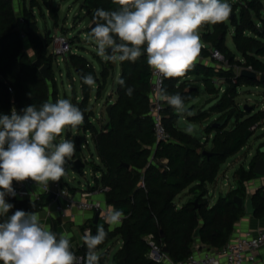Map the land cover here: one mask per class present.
Returning a JSON list of instances; mask_svg holds the SVG:
<instances>
[{"label":"trees","instance_id":"trees-1","mask_svg":"<svg viewBox=\"0 0 264 264\" xmlns=\"http://www.w3.org/2000/svg\"><path fill=\"white\" fill-rule=\"evenodd\" d=\"M42 2L58 26L59 8L53 5L52 0ZM24 4L21 12H17L15 0H0V114L10 115L13 108L21 112L34 104L39 108L45 101L57 100L54 75L57 60L53 54L48 53L52 37L46 35L43 38L40 35L38 20L33 12L37 9L44 16L43 7L39 0H30V8ZM230 4L232 12L227 20L234 28L233 42L244 63L236 62V56L224 45L229 28L226 20L212 25L213 32L209 31L210 26H204L208 30L204 40L213 44L211 48L221 51L231 66H251L256 72H264L262 3L260 0H247ZM118 7L114 0H84L86 14L94 20L95 10L115 11ZM20 16L25 19L24 30L19 26ZM257 23L261 26L258 27ZM26 41L33 56L26 50ZM74 42L71 40L72 45ZM209 55V48L203 47L199 56ZM36 60L42 66L49 67L48 79L40 72L41 67L35 64ZM65 63L68 75L71 76L72 71H75L82 86V100L73 101L84 113V122L78 128L92 135L101 163H92L93 171L102 176L97 180V186L90 191L108 188L104 191L107 204L125 214L122 224L114 230L102 224L107 237L97 251L120 238L123 247L114 256L113 264H161L149 257L152 251L146 240L149 236L159 248L166 246L167 255L176 262L187 259L197 241L214 248L223 247L234 233L236 224L246 214L245 209L235 202V197H248L247 183L257 177L254 167L257 160L264 158L261 153L264 145L249 169L243 166L235 171L236 187L220 195L214 205H211L208 197L209 186L217 182L222 165L245 148L249 140L245 136L250 128L264 119V111L246 118L247 113L236 103L239 87L244 83L257 84L258 81L237 76L232 69L217 70L195 62L184 76L165 79L164 90L169 95L179 93L186 106L199 96V88L190 86V77H202L205 94L218 99L209 111L190 117V121L202 123L213 114L220 116L205 126L207 138L199 140L196 135L179 126L184 121L179 120L178 112L163 101V122L170 139L168 142L157 143L150 114L152 69L147 64L146 54L135 62H119L121 73L118 80L123 79L125 83L121 85L117 82V99L112 101L110 98L108 101L107 106L112 105L110 116H107V122L100 128L91 120L95 114L89 109V103L93 92L100 98L108 78L114 77L116 69L113 62H101L100 73L86 57L79 54H70L65 58ZM87 74L94 77L93 86L83 82L82 77ZM216 79L225 81L227 87L222 94L215 84ZM129 87L133 89L131 96L127 95ZM10 88L13 92L9 91ZM232 120L233 124L228 128ZM220 122L225 124L219 128L213 126ZM210 136H213L212 148L206 150ZM205 151L209 154H204ZM164 159L168 161L167 164L162 163ZM185 191H188V195H194V198L179 206L176 199ZM253 195L256 209L253 216L264 217V186ZM50 201L49 195L42 194L34 200L35 208L31 200L11 202L14 207L9 216L17 210L38 213ZM97 225L90 226L93 234L96 233ZM52 231L57 233L55 223ZM197 231L200 232L199 238H195ZM86 252L87 248L83 245L75 254L85 257ZM100 256V264H106L108 253Z\"/></svg>","mask_w":264,"mask_h":264},{"label":"clouds","instance_id":"clouds-1","mask_svg":"<svg viewBox=\"0 0 264 264\" xmlns=\"http://www.w3.org/2000/svg\"><path fill=\"white\" fill-rule=\"evenodd\" d=\"M115 11L97 9L95 26L88 34L105 62L137 61L147 56V64L165 79L184 76L193 66L204 45L200 28L225 21L232 12L228 0H114ZM111 50V51H109ZM88 86L95 84L91 74L82 77ZM118 83L124 85L123 79ZM132 88L127 89L131 96ZM178 113L186 112L179 94L159 93ZM190 115V113H188ZM84 122L83 111L70 99L45 101L39 108L27 106L21 112L0 114V264H100L98 246L107 237L104 225L96 233L86 230L82 236L85 257H77L66 233L51 231L37 212L15 211L6 196H15L13 181L28 179L48 188L59 182L66 165L76 152L72 139L57 138L67 128ZM179 123V122H178ZM187 132L193 129L189 125ZM35 208V203L33 205ZM125 214L109 206L101 217L109 226L121 223Z\"/></svg>","mask_w":264,"mask_h":264},{"label":"rangeland","instance_id":"rangeland-1","mask_svg":"<svg viewBox=\"0 0 264 264\" xmlns=\"http://www.w3.org/2000/svg\"><path fill=\"white\" fill-rule=\"evenodd\" d=\"M247 0H228L230 3H240ZM43 7V12L45 13L44 16L38 12L37 9H34V14L38 20V24L40 27V35L44 38L47 33L51 32V37L55 35L64 34L70 40L75 41L73 45V50L77 51L75 54H79L81 56L86 57L89 61L93 62L94 67L97 69L98 73H100L102 69L101 62H105L98 54L97 48L93 41L89 38V27L92 23L89 22V17L86 15V9L83 8L82 0H52L53 5L59 8V20L58 26L54 25L52 19L48 16V11L46 7L43 5L42 0H39ZM264 9V0H260ZM25 3V4H24ZM17 12H21L22 5H26L27 8H30V0H19L16 1ZM255 18V17H254ZM264 18V13H263ZM227 24L229 25L228 34L225 37L224 45L227 46L230 53L236 56V62L244 63V59L242 55L237 51L236 46L233 42V33L234 28L230 26V23L226 19ZM258 24V23H257ZM210 26L209 31L213 32L212 24H205L202 25L200 28V35L203 42L204 47L211 48V43H206L204 40L205 34L208 30L204 26ZM264 44V38L261 40ZM54 46L51 43L48 47V53L53 54ZM59 61H56L54 64V75L55 81L57 85V92L59 99H70L73 101L75 96V92L78 96H81V83L79 80H76L75 83H72L71 77L68 75V69L65 61H63V57H58ZM264 63V59H262ZM238 65H230V69L234 71V73L238 76ZM242 68V67H241ZM116 79L118 80L119 74L121 72L120 63L118 66L115 67ZM228 70V69H227ZM73 76H77L75 71H72ZM190 80L191 87H198L199 88V96L194 99L193 101L186 104V112L184 114H179V120L188 123L192 128L201 131L204 140L207 138L206 128L203 122H191L193 116L197 115V102L200 100V95L202 91H204L203 82L198 77H192ZM220 86V94L225 92V88L227 87L225 84L222 85L220 83H224L225 81H217ZM116 83L113 82V77H109L106 83L104 90L101 92L100 98L96 100V93L93 92L90 103L89 109H92L96 118L95 122H99L98 128L102 127L107 122V114L106 108L108 101L112 98L111 94L113 93L112 101H115V90H116ZM74 85V86H73ZM239 96L236 98L237 105L241 108V110L247 113L246 118L254 116L259 112L264 111V85L260 84H251V83H244L238 89ZM205 98H213V96H209L208 94H204ZM249 108L250 111H247L245 108ZM210 109V108H209ZM190 113V115L188 114ZM220 114H213L210 116L209 120L214 122L217 118H219ZM233 124V120L229 123L228 128H230ZM251 136L247 141L245 148H243L238 154L229 158L225 164L222 165L219 177L217 182L214 185L209 186V199L213 198V201L217 200L220 195H225L230 190H233L236 187V181L234 179V173L241 167L250 168L252 160L257 156L259 149L262 145H264V119L259 120L256 124H254L250 130ZM191 134L195 135L194 132H190ZM71 137V138H70ZM72 139L75 144V148L79 153V156L82 160H84L85 168L83 169V173H78L73 170L70 162L68 161L66 165V174L62 177L65 183L68 184L69 187H79L81 189H88L89 185L93 186L95 182L94 171L92 167V163L98 164L95 160L97 157L96 154V147L93 139L91 137H86L83 133L82 129L76 128L71 129L67 128L62 133L60 138H57V142L60 139ZM212 138L210 136V142H208L206 146V150H210L212 148ZM98 177V174H97ZM73 178V179H72ZM264 179L262 176H258L255 179ZM251 187V186H250ZM216 189V190H214ZM210 191H212L210 193ZM194 198V195H188L186 192L179 195L176 199V202L182 201L185 202ZM93 214V213H92ZM113 242V241H111ZM109 242L104 248L98 250V253L101 254L105 252L108 248L110 243ZM118 250V245H113V252L111 256ZM110 256V257H111ZM112 264V260L110 259Z\"/></svg>","mask_w":264,"mask_h":264},{"label":"built area","instance_id":"built-area-1","mask_svg":"<svg viewBox=\"0 0 264 264\" xmlns=\"http://www.w3.org/2000/svg\"><path fill=\"white\" fill-rule=\"evenodd\" d=\"M19 26L22 30L25 29V19L23 18V16L19 17ZM260 26V23H258V27ZM22 37L24 40H26L27 38L25 34H23ZM51 43L54 46L53 55L56 58L62 56L63 61H65V58H67L69 54H72L73 52V45L71 44V40L64 34L55 35L54 37H52ZM210 54L211 58L219 63L220 67L224 69H230V64L221 51L215 48H211ZM56 60L59 61L58 59ZM243 69H249L256 72L251 66L242 68L238 67V76H240V73ZM256 73L258 74V77L264 75V72ZM234 81L236 82V80ZM164 87L165 78H162L159 75L155 74L154 70L152 69V108L150 114L154 121V133L157 143L168 142L170 139L169 133L163 122V101L160 99V96L158 94L161 90H164ZM9 91L13 92L11 88L9 89ZM91 120H93V118ZM167 162L168 161L166 159L162 161L163 164H167ZM247 169H249V167ZM37 186L38 184L31 179H28L24 182L13 181V188L15 189L16 195L14 197L11 195H7L6 200L9 203L25 200L26 198L34 195L33 191ZM142 186L144 187V185ZM39 188L42 194L56 195V199L54 201L58 203L57 209L59 212H64L66 209L70 208L89 211L93 214L99 212L100 220L105 223L104 219L101 217V210H106L109 205H103L99 202L86 200L80 202L75 201L73 198H71L69 187L67 185H64L62 180H60L59 182L49 181L47 189H45L44 187ZM107 190L108 188H105L101 192ZM252 191V189L247 188L248 195H250ZM89 195V192H84L82 196L84 198H87ZM122 221L121 223H119L120 225L122 224ZM86 230H91V232L93 233L92 227L89 226L84 229L83 235ZM146 240L152 247V251L150 252L149 257L153 261L161 264H258V254L264 250V227H258L255 230L247 231L238 229V231H234L228 242L221 248L210 247L201 243L200 241H197L192 247L191 255L187 259L178 262L173 261L167 254L160 253L162 248H159L152 241L151 236L147 237ZM157 253H160L159 257L156 256ZM76 256L83 257L80 255Z\"/></svg>","mask_w":264,"mask_h":264},{"label":"crops","instance_id":"crops-1","mask_svg":"<svg viewBox=\"0 0 264 264\" xmlns=\"http://www.w3.org/2000/svg\"><path fill=\"white\" fill-rule=\"evenodd\" d=\"M16 1L19 2V0H15V7L17 8ZM82 4H83V8H84V0H82ZM48 16H49V13H48ZM88 17L90 19L89 20L90 23L95 21L92 17H90V16H88ZM49 18L52 19L50 16H49ZM52 21L55 25V22L53 19H52ZM47 35H48V33H47ZM25 45H26L27 52L31 56H33L34 53H33L32 49H31V47L27 41L25 42ZM210 49L211 48H209V51H210ZM75 52H77V51L73 50L72 53H75ZM193 62L201 63L202 65L209 66V67L215 68L217 70L224 69V68L219 66V63L217 61H215L211 58V54L208 57L198 56L196 58V60ZM91 63L93 64V62H91ZM118 63H116V67L118 66ZM116 76H118L117 73H115V75L113 77V82L116 83L115 85H117V82H118V80L116 79ZM119 76H120V74H119ZM69 77H71L73 84L75 83L76 80H79L78 75L75 77V76H73L72 73H71V76H69ZM198 78H200L202 80V77H198ZM190 79H192V77H190ZM217 81H223V80L216 79L215 84L218 87L220 85ZM220 84L224 85L225 82L220 83ZM80 87H81V91H82V86L80 85ZM82 98H83L82 92H81V96H78L77 93L75 92V96L73 98V101H74V99H76L79 102L82 100ZM57 99H59L58 95H57ZM116 99H117V96L115 97L114 100L116 101ZM96 100H97V97H96ZM90 110H92V109H90ZM95 121H96V118H93L92 122L98 127L99 122L98 121L95 122ZM83 133L86 135L87 138L88 137L92 138V135L89 132L83 131ZM96 154H97V152H96ZM95 160L98 162V165H101L98 154H97V157ZM74 171H76V170H74ZM97 174H98V177H97ZM101 176H102L101 173H95L94 172V177H95L94 185L93 186L89 185L88 189H86V190L81 189L79 187L78 188L77 187H74V188L69 187L68 184L65 183V181L63 179H62V181H63L64 185H67L69 187L71 198H73L75 201L80 202V201L86 200V201H92V202H99L103 205H108L106 202V194L104 192H101L99 190H96L94 192L90 191L91 188H94L95 186H97V180H100ZM262 186H264V179L257 178V179H254V180L247 183V188H250L253 190L251 194H254L255 191L258 188H261ZM214 190H216V189H214ZM33 192H34V195L30 196L29 198H26L25 200L34 201V200H37V198L40 197V195H42L41 190L38 186L34 188ZM84 192H89L90 195L87 198H84L82 196ZM185 192L188 194V191H185ZM211 192L212 191H210V193ZM213 198L210 199L211 205H214L219 197L217 198L216 201L215 200L213 201ZM187 201H185V202L178 201L177 204H179V206H180V205H183L184 203H186ZM57 206H58V203L54 200H51L49 202V204L47 205V207H45L42 211L38 212V214L41 218L42 223H44L51 231L53 229V224L55 223L58 234L63 232V233H66L70 237L71 244H72V250L75 252L84 245V242L82 239L83 231L86 227H89V226H91V224H94L95 214H92V212H89V211H82V210H79L77 208H70V209H66L64 212H59L57 209ZM99 223L106 224L101 220H99ZM118 226H120V224L112 225V226L108 225L110 230H114ZM258 227H264V217H258L257 218L253 215L245 214V216L243 218H241V220L236 224L234 231H238V229L242 230V231L255 230ZM115 244L118 245V250L111 256V254L113 252V245H115ZM122 247H123V242L120 238L115 239V240H113V242L110 243L109 248L105 252H103V253L107 252L108 256H109L106 264H111L110 259L112 260V264H113L114 256L122 249ZM103 253H101V254H103ZM101 254H99V255H101ZM258 264H264V250L258 254Z\"/></svg>","mask_w":264,"mask_h":264},{"label":"water","instance_id":"water-1","mask_svg":"<svg viewBox=\"0 0 264 264\" xmlns=\"http://www.w3.org/2000/svg\"><path fill=\"white\" fill-rule=\"evenodd\" d=\"M95 26V21L92 22V24L89 27V30L91 31L92 28ZM48 36H51V32H48ZM111 51V50H109ZM70 56V54H69ZM35 64L40 68V72L43 74V76L45 78H49V74H48V70L49 67L48 66H42L41 62L39 60H36ZM113 66L116 67V63H113ZM241 77L250 79V80H254V81H258L260 84L264 85V75L258 77V74L254 71H251L249 69H243L240 73ZM205 91H202L201 95H200V100L197 102V106L199 107L197 110V114H200L203 111H209V108L216 102V100L218 99V97H213V98H208L206 99L205 96ZM111 108L112 105H109L106 108V114L109 117L110 116V112H111ZM247 111H250L249 108H245ZM211 122V120L207 119L205 121H203L204 125H208ZM225 124V122H220V123H216L213 126L215 128H219L221 126H223ZM179 126H183V128H187L189 125L185 122H181ZM194 134L196 135V137L201 140L203 138L201 131L197 130L195 128H192ZM251 136V132L248 131L246 133L245 138L248 139ZM261 153L264 154V148L261 149ZM204 154H209L208 151H205ZM72 168L74 170H76L78 173H81L83 171V169L85 168V163L84 161L80 158L78 151L76 150L74 156L72 157L71 160H69ZM254 173L258 176H262L264 177V158H260L259 160L256 161L255 163V167H254ZM254 195L250 194L248 195V197L246 199L241 198V197H235V202L242 208L245 209L246 214L248 215H254L256 212V209L254 207ZM49 199L50 200H55L56 199V195L55 194H51L49 195ZM100 220V213L97 212L95 213V217H94V225H97L99 223ZM200 232L197 231L195 234V238H199ZM160 253H164V254H168V249L166 246H164L161 249ZM160 253H157L156 256L159 257Z\"/></svg>","mask_w":264,"mask_h":264}]
</instances>
